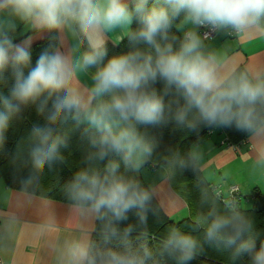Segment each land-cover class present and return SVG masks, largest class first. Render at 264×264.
I'll return each mask as SVG.
<instances>
[{"label":"clouds","instance_id":"obj_1","mask_svg":"<svg viewBox=\"0 0 264 264\" xmlns=\"http://www.w3.org/2000/svg\"><path fill=\"white\" fill-rule=\"evenodd\" d=\"M28 32L47 40L34 64L31 39L17 42ZM218 33L264 35V0H0V146L25 109L43 118L14 154L30 169L20 180L25 203L40 175L64 161L66 125L88 146L63 188L75 223L62 228L50 211L35 223L13 214L0 227V256L12 252L9 264H20L15 251L23 244L45 250L49 264H161L164 257L190 264L208 244L233 264H264V238L257 242L235 200L225 201V214L213 207L197 218L203 242L171 228L153 249L133 237L136 226L120 227L130 213L138 225L156 214L157 190L137 174L153 162L156 132L169 125L234 129L264 162V63L234 66L206 44ZM125 41L126 51L109 54V44ZM199 159L196 150L187 159L173 154L163 179L177 166L194 170Z\"/></svg>","mask_w":264,"mask_h":264},{"label":"trees","instance_id":"obj_2","mask_svg":"<svg viewBox=\"0 0 264 264\" xmlns=\"http://www.w3.org/2000/svg\"><path fill=\"white\" fill-rule=\"evenodd\" d=\"M179 35V33H178ZM47 45V40H42L32 44L33 64L39 53ZM126 41L114 46L109 44V54H118L126 51ZM242 68V66H240ZM43 118L38 116L34 108L25 109L21 116L16 118L14 123L5 133V141L0 146V179H3L7 186L20 189L21 178L27 177L30 169L21 166L19 158L14 161V154L17 153L18 145L21 148L27 146L28 131L34 123L42 122ZM216 127H203L197 133H193L184 128H177L173 125L159 130L156 134L159 137V147L154 155L153 162L148 164L151 167H166V160L173 154L179 153L181 158L187 159L191 146L198 143L206 134ZM226 134V141L231 145L239 144L247 139L246 136L236 132L234 129L221 128ZM64 131L69 135V147L63 150L64 161L58 162L50 169H46L40 175L39 181L29 189L31 193L69 202L64 195V185L72 177L73 173L83 166V158L87 151V142L81 141L79 133L72 132L71 125H66ZM137 179L144 187L150 188L144 178L137 174ZM170 182L173 188L185 199L189 208V214L181 220H174L160 206L156 198L152 201V206L156 214L151 212L148 215L146 225H138L136 217L129 214L128 221L121 223L124 227L131 223L136 226L133 237H140L141 242H146L151 248L159 249L163 238L171 228H178L182 232L192 235L203 242V229L197 226V218L205 215L210 209L215 207L221 214H225L229 209L225 201L234 199L240 211L252 218L255 232L259 243L260 238H264V194L257 192L254 200L249 205H243V196L238 191L234 196L223 192L220 195L217 191L219 187L212 185L203 174L199 163L193 170L191 167L180 169L177 166ZM99 225L97 224L96 227ZM137 242V241H134ZM161 264H175L169 257H164ZM190 264H233L229 259V253L224 250H217L208 244H203V250ZM235 264H243L242 261Z\"/></svg>","mask_w":264,"mask_h":264},{"label":"crops","instance_id":"obj_3","mask_svg":"<svg viewBox=\"0 0 264 264\" xmlns=\"http://www.w3.org/2000/svg\"><path fill=\"white\" fill-rule=\"evenodd\" d=\"M31 39L34 44L42 40L44 35L31 32L20 36L17 42ZM210 49L221 52L237 67L248 64L264 63V35L256 34L247 37L225 35L218 33L213 38L206 39ZM226 134L221 128H215L206 134L198 143L191 146V151L200 153L198 163L205 177L212 185L227 193L231 187H237L243 196V205L253 202L257 192L264 194V162H259L248 139L239 144L231 145L226 141ZM148 166V165H147ZM145 166L141 172L150 188L157 190L156 196L162 209L174 220L186 217L189 208L185 199L173 188L170 179H163V167ZM49 201V207L43 208L42 199ZM27 198L19 189L7 186L0 179V227L3 221L15 215L21 221L37 222L45 211L54 213L62 228H70L74 223L70 202L34 194L31 206L25 203ZM11 246V242H9ZM20 264H27L28 256H35L38 264H49L48 256L43 249H33L21 244L15 251ZM13 253L0 256L7 264L12 260Z\"/></svg>","mask_w":264,"mask_h":264},{"label":"built area","instance_id":"obj_4","mask_svg":"<svg viewBox=\"0 0 264 264\" xmlns=\"http://www.w3.org/2000/svg\"><path fill=\"white\" fill-rule=\"evenodd\" d=\"M202 32H207V30L205 29V30H202ZM216 34H212V35H209V36H207V38L206 39H210V38H213L214 36H215ZM220 195H222V193H223V191L221 190V189H218V191H217ZM235 192H238V188L237 187H231L230 189H229V191H228V194H230L231 195V197H235L234 195V193ZM230 200H234L233 198L232 199H230ZM1 259V258H0ZM2 261H3V264H7L3 259H2Z\"/></svg>","mask_w":264,"mask_h":264},{"label":"rangeland","instance_id":"obj_5","mask_svg":"<svg viewBox=\"0 0 264 264\" xmlns=\"http://www.w3.org/2000/svg\"><path fill=\"white\" fill-rule=\"evenodd\" d=\"M146 166H147V165H146ZM147 167H148V166H147ZM161 167H162V166H161ZM163 168H164V167H163ZM164 169H165V168H164ZM139 175L143 176V173L140 172ZM143 178H144V177H143ZM263 193H264V190H263ZM173 218H174V217H173ZM175 218H176V217H175ZM175 218H174V219H175ZM182 218H183V217H179L178 220H181Z\"/></svg>","mask_w":264,"mask_h":264}]
</instances>
